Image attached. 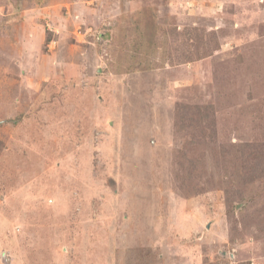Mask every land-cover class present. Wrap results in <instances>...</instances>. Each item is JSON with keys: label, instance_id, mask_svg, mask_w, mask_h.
Returning a JSON list of instances; mask_svg holds the SVG:
<instances>
[{"label": "rangeland", "instance_id": "rangeland-1", "mask_svg": "<svg viewBox=\"0 0 264 264\" xmlns=\"http://www.w3.org/2000/svg\"><path fill=\"white\" fill-rule=\"evenodd\" d=\"M0 264H264V0H0Z\"/></svg>", "mask_w": 264, "mask_h": 264}]
</instances>
